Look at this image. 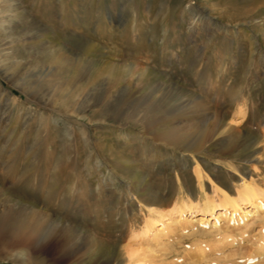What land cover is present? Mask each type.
<instances>
[{
	"label": "rangeland",
	"instance_id": "1",
	"mask_svg": "<svg viewBox=\"0 0 264 264\" xmlns=\"http://www.w3.org/2000/svg\"><path fill=\"white\" fill-rule=\"evenodd\" d=\"M1 32L15 40L0 38V230L41 220L33 247L0 244V264H21L7 250L30 264H246L264 249V217L242 234L230 210L196 221L216 190L264 193V0H0ZM145 108L154 138L135 120ZM175 130L199 150L159 140ZM60 238L69 262L52 256Z\"/></svg>",
	"mask_w": 264,
	"mask_h": 264
},
{
	"label": "bare ground",
	"instance_id": "2",
	"mask_svg": "<svg viewBox=\"0 0 264 264\" xmlns=\"http://www.w3.org/2000/svg\"><path fill=\"white\" fill-rule=\"evenodd\" d=\"M0 38H3V40L7 39L6 42L3 41L5 43H3V44L0 43L2 46L12 44V43H14L13 40H15V39H10L8 37L7 33H4V32L0 33ZM63 62H65V61H63ZM8 64L9 63H4L3 65H0V71L1 72L8 71V70H6ZM19 64L20 63H17L16 66H18ZM63 65L64 66L61 68L64 69L65 72H70L69 68H71L70 67L71 64L66 63ZM56 86L60 90H62L58 85H56ZM193 106L194 105H192L191 107H193ZM190 110L191 109L189 108V111ZM141 111L142 112L140 114H138V116L135 117L136 118L135 120H136V122L140 123L141 126H139V127L142 130V133L144 132L145 134L151 135L154 138V136L156 134H158V132H159L157 130V128L159 127V122L156 120L154 121L153 117L148 116L149 115V109L148 108L142 109ZM192 113H194V112H192ZM177 116H179V114H176L175 118ZM213 116L215 118H217V114H213ZM202 121H204V120H202ZM198 125H199V123H187V124L176 126V127L179 128L180 131L182 129V132H183L186 129H191V128L197 127ZM230 129L232 130L230 138L240 137L241 131L239 130V128L230 127ZM186 136H187L186 133H178V130H175V132L173 133V135L171 137L161 135L159 140H163V142H166V140H171L173 142L178 143L179 146H181V150L190 151L189 149H191V148L184 144ZM166 143L171 145V143H168V142H166ZM193 145H195L196 148L191 149V151L199 150L198 148L200 146L196 145L195 143H193ZM196 168H198V167H196ZM196 174H197V178L201 179L202 176H201L199 169L196 170ZM114 180H116V182H119V179L117 176H115L114 179L110 178L109 182L114 183ZM124 184H125L126 189H132L128 183H124ZM129 192H130V190H129ZM216 192L220 193V202L221 203L215 205V203L213 201H211L210 199L204 200V203L201 206L202 208L197 211L198 212L197 217H199V218L196 219V221H198V224L200 223V224L205 225L202 222V220L205 219L204 216L205 215L209 216V214H210V216L213 215L215 212L214 210H216V209H223L225 212L227 210H230L232 213L237 212V218L236 217L231 218L230 220L232 221L234 227H236L237 229L239 228L240 233H241V230H246V228L249 227L248 222L250 221V218L253 219L254 217H257V218L259 217L261 219L262 217H264L262 215V213H264V202L262 201V199H264V193L257 191L256 189L250 187L249 185L245 184L244 188L238 192V198L231 197L225 191L216 190ZM242 204L243 205L247 204L248 206L251 207V209H249V207L243 208ZM183 208H186L193 213L195 212V211H192V206L185 205V206H183ZM183 208L180 207L177 209V212L179 213V215L180 214L182 215ZM254 215H256V216H254ZM1 216H2L1 218L8 217L7 213H5V212H1ZM224 216H225V214H224ZM40 218L41 217H39V216H38V219L33 217V216H30L28 218H23L21 223H20V225H22V227H23L22 232L18 235H15V236L9 234L8 232L6 233V232H2L0 230V244H3V246L7 245V247H9V246H14L16 244H23L24 243L28 247H33L32 242H34V240L36 238V237H33V234L35 233V230H37L39 227V224H40L39 220H41ZM185 219H186V221L188 220L186 222V225L191 224L192 220H189L188 218H185ZM215 219H216V222L213 223V225H214L213 228H216V227L218 228V225H219L218 220L221 219V215H218V217H216ZM204 221H207V219H205ZM216 230L221 231L220 228H218ZM242 233H243V231H242ZM89 238H90L91 246L93 245L92 247H96V245L98 244L97 239H95L93 236H90V235H89ZM62 244L63 243H62L61 238L58 240H55L53 242V249L54 250H53L52 256H54L55 262L58 261V262L65 263V262L71 261L73 258V256H69V255H66L65 253H63ZM34 250H35V248H34ZM254 250H255V252L253 253V255L250 256L251 260H247V261H245V263L246 264H264V260L258 261V259L256 257L254 258L255 254H257V256H259L262 259L264 258L263 246L259 244V245L255 246ZM30 254L31 253L28 251L11 252V251L7 250V254H6L4 259H7V262L8 261H19L21 264H30V262H31L30 261ZM52 259H53V257H52ZM81 261L82 260H76L75 264H81ZM87 264H117V263L112 262V261L106 262V261H103V259L100 256H96V257L92 258L91 261L88 262Z\"/></svg>",
	"mask_w": 264,
	"mask_h": 264
}]
</instances>
